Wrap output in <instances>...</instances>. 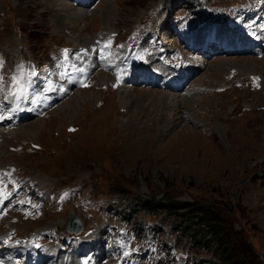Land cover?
Masks as SVG:
<instances>
[{"label":"rangeland","instance_id":"rangeland-1","mask_svg":"<svg viewBox=\"0 0 264 264\" xmlns=\"http://www.w3.org/2000/svg\"><path fill=\"white\" fill-rule=\"evenodd\" d=\"M190 1L0 0V264H35L44 245L45 264H80L88 235L112 247L109 264H264V0L235 22L232 0H204L208 15ZM21 68L18 111L4 98ZM120 200L158 212L128 217ZM70 212L81 237L63 236Z\"/></svg>","mask_w":264,"mask_h":264},{"label":"trees","instance_id":"trees-1","mask_svg":"<svg viewBox=\"0 0 264 264\" xmlns=\"http://www.w3.org/2000/svg\"><path fill=\"white\" fill-rule=\"evenodd\" d=\"M122 200H126L125 198H122ZM155 203L154 202H147V201H139L138 203H130L128 204L127 209L130 210L131 212H128L126 215H133L136 213V211L141 210V209H146L148 212H158L157 209L154 207ZM190 204H178V203H174V202H170L168 204V208L167 210H178V209H184L189 207ZM193 213L199 214L200 213V221L204 222V224L206 225L207 223L210 224L209 226V231L211 232L212 235V239L213 241H215L217 244H219V240H220V229L221 226L218 225L217 221L214 220L215 217V213L213 212H209L208 210H204L201 208L195 209V211H193ZM199 219V218H198ZM215 221V222H214ZM222 241V240H220ZM209 242L208 239L205 240V238H200V237H195L194 239V244H201L202 248H204L207 243ZM222 243V242H221ZM222 245V249L220 251V256L222 257L224 262L228 263V256L229 254L226 252V249H224V245Z\"/></svg>","mask_w":264,"mask_h":264},{"label":"snow or ice","instance_id":"snow-or-ice-1","mask_svg":"<svg viewBox=\"0 0 264 264\" xmlns=\"http://www.w3.org/2000/svg\"><path fill=\"white\" fill-rule=\"evenodd\" d=\"M67 55V50H65ZM3 67V61L0 60V68ZM24 75H32L31 70H29L27 73L24 72L23 68L19 70L17 74H14L12 77V89L9 91L8 95L16 98H21L24 95L26 85L23 82V76ZM3 82V77L0 76V83Z\"/></svg>","mask_w":264,"mask_h":264},{"label":"bare ground","instance_id":"bare-ground-1","mask_svg":"<svg viewBox=\"0 0 264 264\" xmlns=\"http://www.w3.org/2000/svg\"><path fill=\"white\" fill-rule=\"evenodd\" d=\"M210 32H212L213 30V25L210 24ZM232 41H228V44L231 45ZM204 48V47H202ZM191 49V48H190ZM209 49V48H208ZM224 52L226 53H229V50L224 48L222 49ZM240 61V60H238ZM247 61V60H246ZM238 63V62H237ZM231 71V70H230ZM239 73V72H238ZM85 91V90H83ZM25 128V127H24ZM85 239H89L90 241L85 243L84 244V247H83V250H82V253H85V254H95L96 256H98L97 254V251H100L99 247L101 248V243L98 241V240H92V238L90 236H88L87 238ZM82 241H84V239H82Z\"/></svg>","mask_w":264,"mask_h":264},{"label":"water","instance_id":"water-1","mask_svg":"<svg viewBox=\"0 0 264 264\" xmlns=\"http://www.w3.org/2000/svg\"><path fill=\"white\" fill-rule=\"evenodd\" d=\"M69 222L66 231L71 234L78 235L83 231V227L79 219H77L72 212L69 214Z\"/></svg>","mask_w":264,"mask_h":264}]
</instances>
